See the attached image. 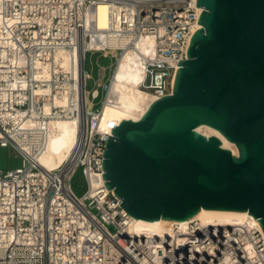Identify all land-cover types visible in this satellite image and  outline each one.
Listing matches in <instances>:
<instances>
[{
  "label": "built area",
  "instance_id": "1",
  "mask_svg": "<svg viewBox=\"0 0 264 264\" xmlns=\"http://www.w3.org/2000/svg\"><path fill=\"white\" fill-rule=\"evenodd\" d=\"M110 6L99 26L100 5ZM198 0H0V147L15 148L23 166L0 169V264H264V237L253 218L243 224H173L158 235L132 230L134 219L104 180L113 129L102 110L121 58L135 53L140 88L161 99L199 30ZM83 49L81 78L56 59ZM88 52L117 59L99 110L88 100ZM99 91L92 92V99ZM89 104H92L89 108ZM78 121L69 161L50 170L38 156L53 121ZM37 124L28 133L29 124ZM32 147L29 153L20 141ZM36 140V141H35ZM82 169L86 192L71 188Z\"/></svg>",
  "mask_w": 264,
  "mask_h": 264
},
{
  "label": "water",
  "instance_id": "2",
  "mask_svg": "<svg viewBox=\"0 0 264 264\" xmlns=\"http://www.w3.org/2000/svg\"><path fill=\"white\" fill-rule=\"evenodd\" d=\"M198 25L170 92L115 126L104 180L133 218L187 223L248 213L264 237V0H198ZM237 145L240 157L217 137Z\"/></svg>",
  "mask_w": 264,
  "mask_h": 264
},
{
  "label": "bare ground",
  "instance_id": "3",
  "mask_svg": "<svg viewBox=\"0 0 264 264\" xmlns=\"http://www.w3.org/2000/svg\"><path fill=\"white\" fill-rule=\"evenodd\" d=\"M109 10H110L109 5L107 4L100 5L99 26L102 29L108 26ZM197 26H198L197 29H202L201 25H197ZM88 55L90 56V54ZM56 59L59 63L63 65L65 69H70L72 68L73 65L77 69L79 77L81 78L83 72V66H84V55L82 48L78 49L76 52H71V53L61 51L56 55ZM141 65L142 64L140 62V58L135 53H129L120 59L118 68L114 74V78L112 79V82L109 85V92L107 96H108V101L110 102H105L102 110V121H101L102 130H106L110 127L119 126L123 121H131L132 119L141 120V118L145 115V113L150 108V106L156 101L160 100L155 95L140 88V84L144 80V75ZM95 95H98V93H96ZM91 105L92 104H89V108L92 107ZM38 128H39L38 125L35 123L29 124L27 127V129L29 130L28 133H35ZM78 130H79L78 121L76 120L53 121L50 125V135H49L47 147L42 152V154L38 156V159L40 160L41 164L47 169L54 170L62 166L65 162L69 161L70 157L73 154L74 149L78 145V141H79ZM197 133H200L208 138L212 136L219 138L222 141V147L224 149H228L232 151L236 157H240V151L237 145L230 142L216 129H213L209 126H200L197 128ZM26 141H29V139L27 138V140L25 141H20L21 145L29 153L32 154L33 153L32 147L30 146L29 143H26ZM249 217L253 218L251 214L245 212L242 213L209 212L197 216L193 221H199L205 225H216V224H225V223L229 225H239V224H243L246 220L249 219ZM133 219H134L132 225L133 231L137 233H144L150 235H158L160 233H163L164 231L170 229L173 224H176V223H148V222L140 221L135 218ZM253 220L256 222L254 218ZM181 224H186V223H181ZM256 225L258 226L257 222Z\"/></svg>",
  "mask_w": 264,
  "mask_h": 264
},
{
  "label": "rangeland",
  "instance_id": "4",
  "mask_svg": "<svg viewBox=\"0 0 264 264\" xmlns=\"http://www.w3.org/2000/svg\"><path fill=\"white\" fill-rule=\"evenodd\" d=\"M88 54H90V56ZM116 64H117V59L111 56L105 57L101 53H91V52H88L86 55L85 69H86V72L89 74V76L91 75L90 78L87 79L88 81H87L86 87H87V91L89 92L88 100L93 102L92 109L94 111L99 110L102 106V102L106 97L105 86H107L111 82L112 75L114 73L113 70L116 67L114 65ZM106 75L109 77H107ZM95 90L99 91V95H98L99 97L96 99H92L91 93ZM22 166H23V157L20 155V153L15 148L0 147V169L1 170H3L4 172H7L9 170H15V169L21 168ZM71 188L79 197H81L86 192L87 185H86V181L84 179L81 168L75 173L74 177L72 178Z\"/></svg>",
  "mask_w": 264,
  "mask_h": 264
}]
</instances>
